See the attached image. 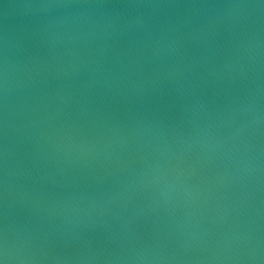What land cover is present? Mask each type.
<instances>
[{"label":"water","instance_id":"1","mask_svg":"<svg viewBox=\"0 0 264 264\" xmlns=\"http://www.w3.org/2000/svg\"><path fill=\"white\" fill-rule=\"evenodd\" d=\"M6 264H264V0H0Z\"/></svg>","mask_w":264,"mask_h":264},{"label":"clouds","instance_id":"2","mask_svg":"<svg viewBox=\"0 0 264 264\" xmlns=\"http://www.w3.org/2000/svg\"><path fill=\"white\" fill-rule=\"evenodd\" d=\"M7 261V249H4L3 256L0 257V264H6Z\"/></svg>","mask_w":264,"mask_h":264}]
</instances>
